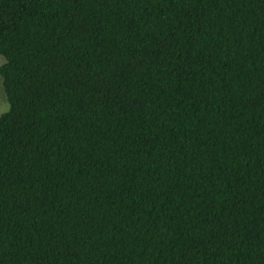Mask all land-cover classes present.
<instances>
[{"label":"trees","instance_id":"16d2710c","mask_svg":"<svg viewBox=\"0 0 264 264\" xmlns=\"http://www.w3.org/2000/svg\"><path fill=\"white\" fill-rule=\"evenodd\" d=\"M0 264H264V0H0Z\"/></svg>","mask_w":264,"mask_h":264},{"label":"rangeland","instance_id":"374dc122","mask_svg":"<svg viewBox=\"0 0 264 264\" xmlns=\"http://www.w3.org/2000/svg\"><path fill=\"white\" fill-rule=\"evenodd\" d=\"M4 59L0 56V66L3 64ZM8 109V103L3 93L2 78L0 76V114L4 113Z\"/></svg>","mask_w":264,"mask_h":264}]
</instances>
